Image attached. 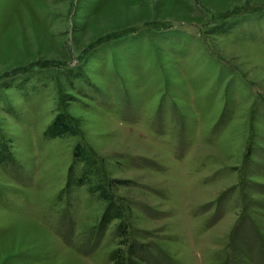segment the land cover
Segmentation results:
<instances>
[{
  "label": "rangeland",
  "instance_id": "374dc122",
  "mask_svg": "<svg viewBox=\"0 0 264 264\" xmlns=\"http://www.w3.org/2000/svg\"><path fill=\"white\" fill-rule=\"evenodd\" d=\"M0 148V264H264V0H0Z\"/></svg>",
  "mask_w": 264,
  "mask_h": 264
},
{
  "label": "trees",
  "instance_id": "16d2710c",
  "mask_svg": "<svg viewBox=\"0 0 264 264\" xmlns=\"http://www.w3.org/2000/svg\"><path fill=\"white\" fill-rule=\"evenodd\" d=\"M47 138L55 139L61 138L65 136H76L78 132L75 130L72 124V120L66 114H59L55 120L51 123L46 131ZM2 148V147H1ZM0 148V149H1ZM74 159L82 163L84 165L82 177L80 180H75L72 178L69 181V185L77 183L79 186L86 185L89 183L87 180L91 172V175L99 176L100 169L97 166V160L93 158L91 152L87 149L86 146L81 144L77 145L75 148ZM6 160L3 156V153L0 151V163H4ZM100 178V176H99ZM97 191H101V198L108 201V209L104 213L102 218V227H106L110 225L114 221H120V224L117 228L118 232L120 233L119 236L126 239L123 243L124 245L129 242L130 232L128 230V226L126 225V215L122 211L121 207L114 201L113 196H110L104 186H100ZM131 255V256H129ZM135 255L136 258H141L136 254V246L133 244L129 245L127 253L125 250H117L111 254V261L114 264H126L129 262L130 264H139L133 257Z\"/></svg>",
  "mask_w": 264,
  "mask_h": 264
}]
</instances>
